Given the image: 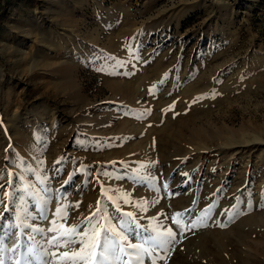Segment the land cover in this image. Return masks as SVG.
I'll use <instances>...</instances> for the list:
<instances>
[{
    "label": "rangeland",
    "instance_id": "1",
    "mask_svg": "<svg viewBox=\"0 0 264 264\" xmlns=\"http://www.w3.org/2000/svg\"><path fill=\"white\" fill-rule=\"evenodd\" d=\"M114 61L119 74L95 70ZM152 164L159 191L127 171ZM6 167L21 178L13 175L5 201L25 196V178L43 195L46 172L53 190L68 193L53 212L80 202L68 225L95 210L93 176L107 168L113 178L102 183L121 190L110 195L148 204L125 211L176 232L158 264H264V0H0ZM0 182L8 187L7 176ZM210 205L207 227L177 228L178 212L195 223ZM233 206L243 214L229 223Z\"/></svg>",
    "mask_w": 264,
    "mask_h": 264
},
{
    "label": "snow or ice",
    "instance_id": "2",
    "mask_svg": "<svg viewBox=\"0 0 264 264\" xmlns=\"http://www.w3.org/2000/svg\"><path fill=\"white\" fill-rule=\"evenodd\" d=\"M128 48L131 49L132 46L128 45ZM123 66L118 61L104 62L95 70L114 75L119 74V69ZM168 75L165 74L161 84L167 80ZM216 94L213 92L211 98L214 99ZM36 139L38 138L34 137ZM38 163L44 165L46 161L39 159ZM16 166L13 164V167ZM19 166L27 167L22 157ZM149 167L154 168L155 165H140L142 171L129 167L127 171L131 172L133 183L141 184L151 191H159L158 178L148 171ZM31 171L35 174L39 169L33 168ZM13 175L21 178V173L13 174L7 167L0 172V181H4L7 176L8 185L5 188L4 183L0 182V189H4L0 191V264H145L146 261L148 264H158L159 261L166 262L174 250L176 232L172 228L160 230L155 226H146L140 222L143 217L138 218L134 212L124 210L123 206L130 205L142 213L147 212L146 201L134 200L128 192L116 196L109 194L119 193L121 190L105 187L102 183L100 177L113 178L107 168L100 169L93 176L95 183L100 186L101 198L98 199L95 210L78 225H68L66 221L68 209L79 208L80 202L74 205L61 203L52 211V201H65L68 193H61L60 189L53 190L44 180L46 172L41 176L45 185L42 189L43 195L41 192L32 191L36 185L25 178L22 184L27 187L20 189L25 196L17 198L16 191H13L9 200L5 201L4 196L8 189L15 188L12 183ZM163 187L167 189L168 182ZM29 201L32 202L31 205ZM152 203L159 201L154 200ZM215 207L216 205H210L204 216L195 223L192 222L193 217L183 219L186 213L178 212L176 216L181 219H176L175 224L180 230L185 227H207L206 221L211 219ZM225 212L229 223L237 215L243 214L236 206ZM44 223H50V227H43ZM219 226L227 227L228 223H220Z\"/></svg>",
    "mask_w": 264,
    "mask_h": 264
},
{
    "label": "bare ground",
    "instance_id": "3",
    "mask_svg": "<svg viewBox=\"0 0 264 264\" xmlns=\"http://www.w3.org/2000/svg\"><path fill=\"white\" fill-rule=\"evenodd\" d=\"M232 135H234V134H232ZM233 137V136H232ZM235 139V138H234ZM228 140H232V139H228Z\"/></svg>",
    "mask_w": 264,
    "mask_h": 264
}]
</instances>
